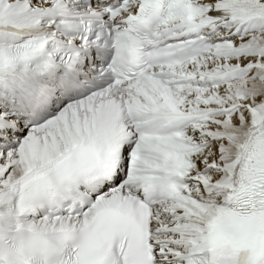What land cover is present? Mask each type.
Wrapping results in <instances>:
<instances>
[{"label": "bare ground", "instance_id": "1", "mask_svg": "<svg viewBox=\"0 0 264 264\" xmlns=\"http://www.w3.org/2000/svg\"><path fill=\"white\" fill-rule=\"evenodd\" d=\"M37 1V3H36ZM214 7L213 16L220 14L242 15L245 12L264 14V0H209ZM38 0H0V18L26 9L28 6H38ZM264 22L261 24L263 25ZM9 48L7 37H0V56ZM264 31L256 32L245 38L227 42H219L213 50L215 58L210 64H217L212 71L219 72L239 65L254 64L248 70V75L240 76V79L231 84L214 89H192L194 94L188 96L179 94L177 101L171 104H187L191 109H203L205 106L229 107L242 104L245 107L236 109L224 118H208V125L195 127L194 136L180 135L173 142L174 147L181 149H194L202 142L210 141L209 148L193 151L183 157H177L171 152L160 155L159 165H165L171 158H180L187 161L192 175L197 179L192 181V189H187L176 196L173 201L162 206V224L170 232L165 235L176 242L191 241L203 230L204 225L219 212L222 195L229 189L230 183H224L217 187L219 181L226 180L237 166L239 155L253 140L257 142L264 138ZM234 54L230 61L226 55ZM240 54H244L239 58ZM204 64V63H203ZM244 77V78H243ZM255 78V80H248ZM62 116L39 129H28L21 136V145L18 150L14 148L0 154V170L6 166L13 168L7 171L3 180H0V217H6L16 212L21 200L25 198L26 187L22 185V175L25 171L33 169L36 165L44 164L57 153L63 151L78 141L87 128L85 124L72 118L67 122ZM224 119H232L234 122H226ZM210 124V125H209ZM213 124V125H212ZM212 125V126H211ZM55 126V130L50 128ZM196 157L197 164L193 160ZM208 155V156H207ZM212 168L204 176H197L203 166ZM1 179V178H0ZM184 195V197H183ZM178 219V220H177ZM65 219L60 221H40V230L59 229ZM37 224V221L35 222Z\"/></svg>", "mask_w": 264, "mask_h": 264}, {"label": "rangeland", "instance_id": "2", "mask_svg": "<svg viewBox=\"0 0 264 264\" xmlns=\"http://www.w3.org/2000/svg\"><path fill=\"white\" fill-rule=\"evenodd\" d=\"M241 57H242V56H241ZM248 80H249V81H250V80H255V78H251V79H248ZM222 118H224V116L221 117V120H222ZM224 120H225L226 122H234V120H232V119H229V120L224 119ZM54 128H55V126L51 127L50 130H51V131H52V130L54 131V130H55ZM27 131H28V130H25V135H24V137H26V132H27ZM19 144L21 145V140H20V143H19ZM19 144L15 146V148H14L15 150H18V149L20 148ZM207 156H208V155H207ZM196 160H197V159H196ZM15 164H16L15 162L12 163V166L14 167ZM12 166H11V168H13ZM11 168H10V169H11ZM10 169H9V170H10Z\"/></svg>", "mask_w": 264, "mask_h": 264}]
</instances>
